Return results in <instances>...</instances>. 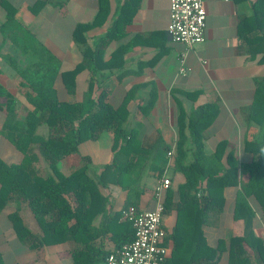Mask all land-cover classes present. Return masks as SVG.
<instances>
[{
	"label": "trees",
	"instance_id": "obj_1",
	"mask_svg": "<svg viewBox=\"0 0 264 264\" xmlns=\"http://www.w3.org/2000/svg\"><path fill=\"white\" fill-rule=\"evenodd\" d=\"M46 2L48 0L37 1L33 11L37 12ZM141 2L117 0V6L113 8L112 0H98L95 17L79 22L72 32L82 57L70 69L62 70L59 57L33 40V34L28 32L27 40H16L21 43L23 52L33 54L36 59L26 65L19 64L20 67L14 64L22 78L21 84L28 88L26 98L31 105L23 119L18 116L7 86L0 80V110L5 112L0 134L22 153L19 162H6L0 158V216L6 207L15 205L8 218L19 240L31 249L74 241L88 245L90 239L95 238L90 236L95 229V219L108 214L110 197L104 190L112 184L124 187L127 197L124 208L104 223L105 229L117 236L116 248L130 242L134 238V227L132 222L121 219L122 211L130 205L140 208V198L145 192L142 187L145 171H159L158 177L163 175L172 147L161 136L153 142L146 137L140 140L139 128L129 129L125 124L130 115L129 102L135 97L136 90L147 84L132 87L118 106L107 100L105 90L96 94L104 80L124 68L126 54L138 42L140 35L125 44L120 43L128 36L127 27ZM0 4L7 10L3 25L6 29L15 22L16 8L7 0H0ZM254 7V15L243 17L238 30L251 56L255 58L261 53L260 62H264V0H258ZM103 26L106 29L102 34L90 37L91 30ZM115 43L118 46L114 47ZM85 70L89 71L90 77L84 98L76 101L61 98L56 88L58 77L66 93L75 94L78 77ZM128 72L123 70L118 78L122 79ZM200 94V90L174 88L171 91L177 107V141L171 168L185 177L176 189H167L164 200V214L177 211L172 258L180 238L182 241L188 239L198 257L202 256L199 252L207 246L202 224L210 210H222L227 186L242 185L234 216L245 220L247 230L255 216L249 204L250 196L257 199L264 215V155L259 153L264 147V79L257 80L254 102L248 111L249 120L260 128L259 136L245 140V150L253 154L250 161L240 162L234 150L228 151L225 158L226 140L220 141L212 154L205 152L204 133L218 116L220 107L217 101L193 107ZM157 99L153 86L148 100L140 106L142 112L148 114ZM42 127L46 134L39 133ZM107 131L114 133V156L99 170H94L91 155L81 153L80 146L86 141L99 140ZM39 154L48 164L46 174L36 167ZM73 155L77 156L75 161L70 160ZM24 206L34 216L39 232H34L25 223ZM182 230L183 235L179 236ZM242 239L235 237L232 241L241 242ZM259 243L264 255L263 238ZM166 261L168 264L169 260ZM0 264H6L1 251ZM74 264H80L79 260L76 259Z\"/></svg>",
	"mask_w": 264,
	"mask_h": 264
},
{
	"label": "crops",
	"instance_id": "obj_2",
	"mask_svg": "<svg viewBox=\"0 0 264 264\" xmlns=\"http://www.w3.org/2000/svg\"><path fill=\"white\" fill-rule=\"evenodd\" d=\"M7 1L16 8V14L15 22L3 29L7 10L0 4V65H26L35 61L36 57L23 52L21 43L16 42L18 39H29L28 32L33 34V40L58 55L61 65L69 64L67 68H61L62 70L73 68L81 60V49L75 44L72 32L79 22H87L95 17L98 0H48L37 12H34L32 7L40 0ZM257 1L203 0L207 11L205 41L188 48L173 41L167 32L170 0H142L132 23L127 27L128 36L120 43L125 44L135 35H140L138 42L134 43L126 54L124 68L104 80L97 87L96 94L99 95L105 90L107 100L118 106L132 87L147 84L140 86L135 97L129 102L130 115L125 124L129 129L139 128L140 140L146 137L153 142L161 136L164 142L175 150L177 107L171 91L174 88L186 91L200 90L201 94L193 107L211 101H217L220 107L218 116L204 133L205 152L212 154L218 143L226 140L228 147L225 158L228 151L234 150L240 162L250 161L253 154L245 150V140L247 137L253 139L259 136L260 128L249 120L248 111L254 102L257 80L264 79V62H260L261 53L255 58L251 56L249 47L239 35L238 29L243 17L254 15ZM112 3L113 8H116L117 0H112ZM105 29V26L97 27L88 34L94 38ZM115 46H118V43H115ZM56 49H61V52H56ZM183 59L188 68L185 74L180 72ZM1 69L0 66V72ZM123 70L129 72L119 79L118 74ZM9 71L11 76L13 71ZM89 77L88 70L79 75L77 91L73 94L75 98H69L71 101L84 98ZM3 80L8 86V78L4 77ZM153 86L156 88L158 99L154 108L144 114L140 106L148 100ZM107 132L109 135L105 141L106 145H99V150L107 154L105 162L98 164L99 166L110 162L114 156V133ZM101 138L97 143L102 142ZM84 154L91 155L93 163L95 162L93 154ZM76 158L77 156L73 155L70 160L75 161ZM171 166L172 162L161 177H158L159 171H145L142 178L145 192L139 204L141 209L155 207L154 191L165 174L172 180L170 187L176 189L184 182V175L173 172ZM238 174L241 177L240 171ZM240 191L241 183L227 186L224 189L225 202L222 210L208 212L201 227L207 246L203 247L202 253L199 252L202 255L200 257L188 239L182 241L180 238L179 247L172 258L175 249L172 234L177 224V211L172 210L164 214V225L168 231L166 241L170 247L168 264H264V255L259 247V242L264 236L263 211L257 199L250 196L248 200L255 216L250 229L247 230L245 220L234 216ZM104 192L110 197L108 214L95 219V229L90 233V236L95 238L90 239L88 245L74 241L31 249L24 245L15 233L16 240L12 237L13 244L7 242V246H12L14 251L10 262L0 248L6 264H74L76 259L80 264H107V255L117 247V236L105 229V224L117 211L124 208L127 192L124 187L113 184ZM29 212L31 213L30 210ZM22 215L25 223L34 232H39L32 213L29 220L23 212ZM6 218L10 221L8 216ZM178 235H183V230ZM235 237H242L243 241L233 243L232 238ZM209 248L212 251H209Z\"/></svg>",
	"mask_w": 264,
	"mask_h": 264
},
{
	"label": "built area",
	"instance_id": "obj_3",
	"mask_svg": "<svg viewBox=\"0 0 264 264\" xmlns=\"http://www.w3.org/2000/svg\"><path fill=\"white\" fill-rule=\"evenodd\" d=\"M207 11L203 0H170V20L167 32L170 38L192 48L205 41ZM180 72L187 73L184 64ZM174 147L168 152V162L165 171L172 162ZM172 185L168 175L158 182L154 195L153 209L128 206L122 211V218L132 222L134 238L107 256V264H165L170 247L167 244L168 231L164 225V195ZM264 243V236H263Z\"/></svg>",
	"mask_w": 264,
	"mask_h": 264
},
{
	"label": "rangeland",
	"instance_id": "obj_4",
	"mask_svg": "<svg viewBox=\"0 0 264 264\" xmlns=\"http://www.w3.org/2000/svg\"><path fill=\"white\" fill-rule=\"evenodd\" d=\"M64 39H65V37H64ZM56 52H61V49H56ZM29 54L32 55L31 53H29ZM16 60H17V58H16ZM20 65H24V64H20ZM20 65L18 64L17 67H20ZM68 65H69L68 63H64L62 65L60 64L61 68H63V69L67 68ZM0 66L2 68L1 69L2 71L0 72V77H1L0 80L2 79L1 81L4 83V80H3L4 77H5V79L8 78V80H7V83H8L7 87L8 88L7 89L9 91V94H11V98L14 99L13 101L16 104V109H17L19 118L23 119L25 114L27 113V111L31 108V105L26 98V92H27L28 88L21 84L20 81H22V78H21L20 74L17 72V68L14 64H12V63H10L9 65L2 64ZM10 69L13 71L12 72L13 74L11 76H10L11 72L9 71ZM56 88H57L58 94L61 98H66V99H69V98L74 99L75 98V96L73 94H67L66 93L65 87H64L63 82H62L60 77H58V79L56 81ZM4 114H5V112L0 110V128L2 126ZM39 133L46 134V130L44 129V127L39 129ZM108 135H109V132H105L103 134V136L101 138L102 142L97 143V141H86V142L82 143L80 146V152L81 153L87 152V153L94 155V157H95V162L93 163L94 170H99L101 165L99 166L98 164L105 162V157H106L107 152H106V154H105V151L101 152L99 150V145H103V146L106 145L105 141H106V138ZM0 158L6 162H19L22 159V153L19 150H17L1 134H0ZM35 164H36V167L38 168L40 173L46 174L49 171V167H48L47 162L43 159V157L40 154L38 155V160L36 161ZM65 164L66 163L63 164L64 168L67 167V164L66 165ZM14 209H15V205L11 204L3 210V212L1 213V216H0V248L4 252L6 258L8 259V262H10V259H12V254L14 253V251L12 250V246L11 247L7 246V242H9L12 245L13 244L12 237L16 240V236H15V231L12 228L10 221L6 217ZM22 212L27 217V220H29V218L31 216L29 209L26 206H24Z\"/></svg>",
	"mask_w": 264,
	"mask_h": 264
},
{
	"label": "clouds",
	"instance_id": "obj_5",
	"mask_svg": "<svg viewBox=\"0 0 264 264\" xmlns=\"http://www.w3.org/2000/svg\"><path fill=\"white\" fill-rule=\"evenodd\" d=\"M259 153H260L261 155H264V147H261V148L259 149Z\"/></svg>",
	"mask_w": 264,
	"mask_h": 264
}]
</instances>
